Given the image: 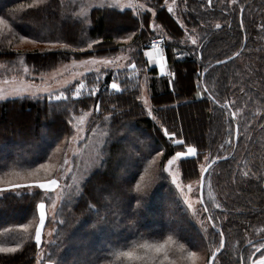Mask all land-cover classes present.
I'll use <instances>...</instances> for the list:
<instances>
[{"label": "trees", "instance_id": "1", "mask_svg": "<svg viewBox=\"0 0 264 264\" xmlns=\"http://www.w3.org/2000/svg\"><path fill=\"white\" fill-rule=\"evenodd\" d=\"M141 1L154 18L150 11L138 16L132 10L93 9L88 25L72 0H0V17L17 37L62 46L43 55L21 53L7 46L8 35H1L0 63L9 70L17 71L22 63L35 74L47 73L70 61L104 58L118 53L122 41L131 36L133 57L143 67L141 49L163 37L171 74L169 79L156 78L157 72L148 69L152 119L140 105L137 80L120 73L124 77L116 80L120 91H113L108 87L112 71L104 79H82L56 100L44 96L0 102V180L26 176L41 165L52 167L50 177L55 176L73 135V119L92 110L89 129L108 133L100 168L62 209V223L46 262L160 264L166 259L167 264H180L190 253L207 256L211 249V257L219 251L215 258L219 264L245 260L248 264L259 258V254L251 256L253 247L264 244V0H178V18L163 4L165 0ZM199 22L205 24L203 29ZM184 24L196 29L195 45ZM154 27L163 35L155 37ZM94 40L100 43L89 50L87 45ZM81 83L84 87L77 98L73 93ZM191 112L200 125L186 119ZM165 128L179 133L177 138L185 140L183 148L163 136ZM188 146L197 149V157L180 162L184 180H200L198 166L206 157L207 164L214 162L204 177L200 225L163 172L171 156ZM112 182L116 188L114 195L105 194L106 204L93 190L95 186L99 192L111 189ZM164 198L169 206L165 213ZM41 202L47 204L39 191L0 194V248L16 249L0 252V264L36 263L34 230ZM153 202H158L159 210L153 209ZM165 222L172 227H162ZM149 225L153 228L147 229ZM98 234L114 241L106 243ZM91 244H100L103 251L95 253ZM158 245L168 246L159 249L163 257L147 261L146 254ZM129 251L133 258L122 255Z\"/></svg>", "mask_w": 264, "mask_h": 264}, {"label": "rangeland", "instance_id": "2", "mask_svg": "<svg viewBox=\"0 0 264 264\" xmlns=\"http://www.w3.org/2000/svg\"><path fill=\"white\" fill-rule=\"evenodd\" d=\"M8 1V0H4ZM72 3H76L78 5L77 11L80 14L81 19L90 24L89 15L90 11L93 9H116L118 11L132 10L135 15H141V13H146V9L148 8L147 3L141 0H72ZM178 0H165L163 2L166 5L167 9H171V13L178 18L176 15V9H178ZM3 4V3H2ZM0 5V7L2 6ZM111 5V7H109ZM152 18H154V14L152 11ZM180 23L183 20L181 18L178 19ZM183 25V24H182ZM186 29V33L189 36V40L193 42V34L196 29L191 25L188 27L184 24ZM205 24L203 22H199V28L203 29ZM155 37L161 34V32L155 28ZM0 34L8 35L10 39L3 42L7 44V46H11L14 51H20L21 53H43V52H56L62 49V46L59 44H40L33 43L31 40H23L21 41L19 37H17L13 31L7 25H0ZM1 36V35H0ZM187 36V37H188ZM13 37L15 39L13 40ZM130 39H126L122 41L123 45L120 46L119 52L110 55L104 58H86L81 61H70L68 63H63L55 67L53 70L47 73H38L35 74L30 69L24 67L22 63L18 66V70L14 71L9 70L6 64L0 63V102L14 99H36L44 96L62 98L61 93H64L65 90L71 85L80 82L82 79L88 77V81L96 78L97 70L101 73V78L104 79L105 73L112 71L113 79L119 85L116 80H123V76L120 77V73H127V77L131 80H137L140 86L139 92V102L144 110L145 114L149 118H153L151 102H150V91L148 89V84L151 79L150 73H147L145 69H150L151 71L154 69L157 72V77H165L170 78L171 74L169 71L168 63L166 60V47L162 50L164 56V73L161 74L159 69V64L156 63L154 65H149L148 59L149 55L153 60H158L161 50H146L145 48L141 49V56L145 62L146 66H140L139 61H135L134 50L130 48ZM148 53L149 55H145ZM37 55V54H36ZM132 65H135L133 68ZM183 77H181L182 79ZM186 80V79H185ZM112 90V89H111ZM116 91V90H113ZM198 99H201L202 92L198 90L196 93ZM149 110H151V116L148 115ZM186 119L192 120L193 126H198L199 119L195 118L194 114L191 112L190 115H187ZM92 115V110L83 113L80 116L73 119L71 123L73 135L67 143L66 150L64 152L62 161L57 168V173L55 176L50 177V173H52L53 168L50 166L40 167L37 170L31 172L26 176H14L8 179L0 180V186H6L11 184H19L31 182L27 185H31L32 187H21L15 188L13 186L1 187L0 194L3 192H16L21 189H25L28 192L39 191L42 192L46 198L47 204H45V226L42 228V240L41 244L38 248L37 261L35 264H52L50 261H47V257L49 256V248L53 245L55 240V234L57 232L58 226L62 223V219L60 218L61 212H63V208L65 204H68L74 197L76 198L81 192V187L84 182L89 179L93 174L97 173L101 164V151L107 139L108 133H106V129H98L93 127L89 129L90 117ZM241 114L238 112V117ZM183 119V117H182ZM185 120V118H184ZM183 120V121H184ZM201 128V126H199ZM100 128V127H99ZM207 126L202 127V129H206ZM144 138V135L141 136ZM145 142V140H144ZM147 142V141H146ZM150 148L154 149L152 146ZM186 150V149H185ZM160 157V154L157 155V159ZM171 159V158H170ZM185 158L178 159L174 161L171 165H168L167 162L164 164L163 172L167 177V181L170 185L173 186L175 191L178 194L180 202L187 210L190 212L192 219L199 224L201 222V206L198 200V186L199 179L196 180H184L182 177L180 162ZM207 164V160L204 161L198 166V175L204 169ZM173 177L175 179H173ZM194 177V176H193ZM57 180V185L51 186V188L45 192L40 190L36 185L40 183H48L50 180ZM113 183V182H112ZM116 182L111 185V189L103 188L102 192H99V187H94L93 193L95 195H100V199L109 204L108 195H114V190L116 186H114ZM123 201V200H122ZM163 210L169 207L167 198L163 199ZM161 205V203H160ZM158 202H153V209H158ZM161 207V206H160ZM159 207V209H160ZM111 209L114 208L113 203L110 206ZM158 209V210H159ZM158 212V211H157ZM126 213V210L123 209L122 216ZM164 213L158 214L157 217L161 218ZM125 217V216H124ZM91 225V224H90ZM200 225V224H199ZM39 226V211L37 208V223L35 228ZM152 226H148L150 228ZM162 227L170 228L172 227L170 222H165ZM153 228V227H152ZM155 228V227H154ZM116 235V234H114ZM106 235L98 234V237L101 240L106 241V243H111L114 240L105 237ZM115 237L121 238V236L116 235ZM34 240H35V230H34ZM100 243V242H98ZM101 244V243H100ZM100 244H91V250L95 253H100L103 251V247H100ZM168 246H156L152 247V251L146 255L147 261L154 262L155 257L162 258V254L160 250L162 248H167ZM258 247V246H256ZM160 249V250H159ZM254 247L252 251L254 252ZM211 249H209L207 256L201 254V252H194L195 256L192 253L185 256L183 259L178 261L180 264H210L211 261ZM84 256L87 254L86 251L83 252ZM253 254V253H252ZM257 255V254H256ZM253 256V255H251ZM252 259V258H251ZM251 259L248 264H251ZM259 258H257L258 260ZM88 260V259H87ZM183 261V263H182ZM219 259H215L214 264H219ZM168 261L164 259L160 262V264H167Z\"/></svg>", "mask_w": 264, "mask_h": 264}, {"label": "snow or ice", "instance_id": "3", "mask_svg": "<svg viewBox=\"0 0 264 264\" xmlns=\"http://www.w3.org/2000/svg\"><path fill=\"white\" fill-rule=\"evenodd\" d=\"M109 7H111V5H109ZM146 11H152L150 8L146 9ZM172 10L169 9V12H171ZM154 14V13H153ZM8 21L5 20L4 18L0 17V25H7ZM220 25H217V28H219ZM2 35V34H0ZM132 37L129 36L127 37V39H131ZM19 39L21 41L28 39V37L26 36H20ZM33 43H36V40L32 41ZM100 43L99 41H92L91 43H89L87 45V48L89 50H91L93 48L94 44ZM194 45L196 43V41L193 40L192 42ZM81 51H84V49H80ZM43 55V53H41ZM145 55H149L148 53H145ZM148 63L149 65H154L156 63L159 64V69L161 74H165L164 73V56H163V51L161 50V53L159 55V59L158 60H153L151 58V56L149 55V59H148ZM132 67L134 68L135 65H132ZM101 78V73L99 72V70H97V75H96V80H100ZM84 87L83 83L79 84L76 86L75 92L73 93V95L77 98L80 97L81 95V89ZM108 87L112 90H116V91H120V86L115 82V80L113 79L109 84ZM96 92L95 90L91 93V95H95ZM64 93H61V96H63ZM60 97H56V99H59ZM99 107V105H97V108ZM148 115L151 116V110H149ZM163 136L166 139H170L173 145L176 146H180L181 148H183V146L185 145V140L183 139H178L177 137L179 136V133L177 132H169L168 129H163ZM197 157V149L193 146H188L186 148V150H182V151H176L174 153V155L171 156V159H169L167 161L168 165H171L174 161L181 159V158H196ZM207 159V157L205 158ZM41 167H44V165H41ZM173 179H175L173 177ZM57 185V180L53 179L50 180L48 183H40L38 185H36V187H38L40 190H43L45 192H47L51 186ZM13 187L15 188H21V187H32L31 185L28 186H24V185H14ZM219 207V206H217ZM38 211H39V226H37L35 228V243L36 245L39 247L41 244V240H42V228L45 226V203L41 202L37 205ZM221 235V245H223V233H220ZM254 252H253V256H255L256 254H259V259H251V264H264V244H260L258 247L254 246ZM16 249L15 248H0V252H15ZM122 255L127 256L129 258H133L134 253L129 251V252H125L122 253ZM193 256H195V253H192ZM244 264H247V260L244 261Z\"/></svg>", "mask_w": 264, "mask_h": 264}, {"label": "water", "instance_id": "4", "mask_svg": "<svg viewBox=\"0 0 264 264\" xmlns=\"http://www.w3.org/2000/svg\"><path fill=\"white\" fill-rule=\"evenodd\" d=\"M231 59H233V57L229 58L227 60H223L222 62H220V64L228 62ZM231 116L233 118V113H231ZM234 133H235L234 138L236 139V137H237V127H235V132ZM213 163L214 162L206 164V166L204 167V169L201 172V176H200V180H199V186H198V199H199L200 202H202V194H203V187H204V177L208 173L209 169L213 166ZM223 246H224V243L222 245V248H223ZM218 253H219V251H215L213 253V255L211 257L210 264H213V262H214L215 258L217 257Z\"/></svg>", "mask_w": 264, "mask_h": 264}, {"label": "built area", "instance_id": "5", "mask_svg": "<svg viewBox=\"0 0 264 264\" xmlns=\"http://www.w3.org/2000/svg\"><path fill=\"white\" fill-rule=\"evenodd\" d=\"M165 46V39L163 37H157L148 44L147 50H163ZM146 72H148V69Z\"/></svg>", "mask_w": 264, "mask_h": 264}]
</instances>
